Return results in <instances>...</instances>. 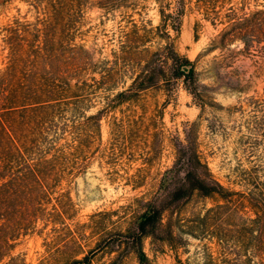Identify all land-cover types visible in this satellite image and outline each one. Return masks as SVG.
I'll use <instances>...</instances> for the list:
<instances>
[{
    "label": "rangeland",
    "instance_id": "rangeland-1",
    "mask_svg": "<svg viewBox=\"0 0 264 264\" xmlns=\"http://www.w3.org/2000/svg\"><path fill=\"white\" fill-rule=\"evenodd\" d=\"M163 2L171 15L184 10L179 32L169 31L176 52L194 64L200 97L194 98L181 80H172L105 114L86 170L63 180L31 211L27 228L0 264H70L85 256L88 264H138L131 245L136 219L145 202L165 198L160 182L183 145L196 143L211 175L226 190L255 192L245 182V171L263 165L264 24L245 43L227 41L224 33L264 10V0H209L208 10L198 0ZM158 3L0 0V78L9 66L8 43L17 41L8 40L7 30L16 24L29 40L38 38L60 58L67 57L70 46L79 48L88 58L83 67L87 80H99L102 63L114 65L113 55L124 43L127 58L136 65L117 75L111 98L130 85L147 51L163 44L156 36L162 24ZM20 66L30 68L27 62ZM104 96L101 92L86 104L84 117L103 109ZM250 142H255L253 157L245 151ZM218 204L223 202L193 197L164 212L157 235L143 241L151 264H205L202 251L218 248L209 231L198 229V218ZM238 247L241 260L251 256L255 261L254 251Z\"/></svg>",
    "mask_w": 264,
    "mask_h": 264
},
{
    "label": "trees",
    "instance_id": "trees-1",
    "mask_svg": "<svg viewBox=\"0 0 264 264\" xmlns=\"http://www.w3.org/2000/svg\"><path fill=\"white\" fill-rule=\"evenodd\" d=\"M156 1L160 3L162 17L156 36L163 44L154 52L147 51V60L130 85L111 98L108 93L115 90L114 79L135 64L127 58L128 48L124 43L113 55L114 65L102 63L98 70L100 79L87 80L83 67L88 58L79 48L70 46L67 57L60 58L49 53L38 38L29 40L18 24L7 30L8 40L17 41L8 43L9 66L5 77L0 78V262L10 257L12 243L27 228L31 211L63 180H71L86 170L91 158L88 153L99 140V123L105 114L138 99L142 92L168 85L172 80H181L194 98L200 97L202 90L194 64L176 52L169 31L179 32L184 10L174 16L168 12L169 4ZM198 2L208 10L209 0ZM261 24H264V10L253 13L241 27H233L224 34H228L227 41L244 42V38L251 39L260 33L257 27ZM23 62L30 64L28 71H22ZM101 92L107 95L103 109L84 117L86 104ZM260 135L264 137V132ZM246 147L248 156L253 157L255 142ZM262 159L263 165L245 171V182L252 184L255 192L243 195L226 190L213 178L196 143L181 146L174 165L160 182L165 198L162 202L159 197L145 202L136 219L131 245L138 264H151L143 251V241L157 235V230L163 226V213L193 197L223 202L198 218V229L209 231L208 237L218 248L215 252L209 248L202 251L205 264H264V157ZM174 181L176 184L171 189ZM244 204H248L253 218ZM245 245L254 251L255 261L251 256L245 260L239 257L238 246L248 250ZM88 260L85 256L70 264H88ZM178 264L182 263L178 261Z\"/></svg>",
    "mask_w": 264,
    "mask_h": 264
}]
</instances>
